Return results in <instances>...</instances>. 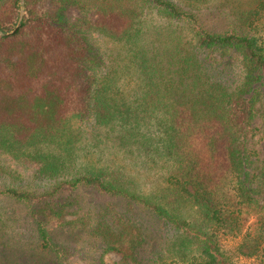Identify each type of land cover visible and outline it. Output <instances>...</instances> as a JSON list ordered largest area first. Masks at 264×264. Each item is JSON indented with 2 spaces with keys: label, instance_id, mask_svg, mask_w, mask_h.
I'll use <instances>...</instances> for the list:
<instances>
[{
  "label": "trees",
  "instance_id": "1",
  "mask_svg": "<svg viewBox=\"0 0 264 264\" xmlns=\"http://www.w3.org/2000/svg\"><path fill=\"white\" fill-rule=\"evenodd\" d=\"M2 179L21 264H264V0H24Z\"/></svg>",
  "mask_w": 264,
  "mask_h": 264
},
{
  "label": "rangeland",
  "instance_id": "2",
  "mask_svg": "<svg viewBox=\"0 0 264 264\" xmlns=\"http://www.w3.org/2000/svg\"><path fill=\"white\" fill-rule=\"evenodd\" d=\"M5 182L6 179L0 180V184ZM8 206L7 203L0 201V237L4 236L1 241H6L7 239L8 242L7 246H3L0 242V264H21L24 260L23 255L24 257H29L28 261L32 263L37 257L38 241L33 230L30 229V225L24 222L25 219L23 220L24 217L22 218V215H20V210L17 215L19 219L17 221H9V213L4 212L8 210ZM237 242V240H228L226 243L234 245ZM116 261V257L112 255L106 258L107 264H112Z\"/></svg>",
  "mask_w": 264,
  "mask_h": 264
},
{
  "label": "water",
  "instance_id": "3",
  "mask_svg": "<svg viewBox=\"0 0 264 264\" xmlns=\"http://www.w3.org/2000/svg\"><path fill=\"white\" fill-rule=\"evenodd\" d=\"M19 2H20V14H19V18H18V20L16 22L15 27L11 31H9L7 33H2L0 31V36L11 37L19 30V28L21 26V21H22V18H23L24 0H19Z\"/></svg>",
  "mask_w": 264,
  "mask_h": 264
}]
</instances>
